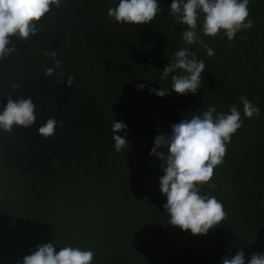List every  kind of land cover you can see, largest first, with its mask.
Here are the masks:
<instances>
[{
    "label": "trees",
    "instance_id": "16d2710c",
    "mask_svg": "<svg viewBox=\"0 0 264 264\" xmlns=\"http://www.w3.org/2000/svg\"><path fill=\"white\" fill-rule=\"evenodd\" d=\"M116 2L106 6L101 0H61V7L52 5L40 21H34L40 29L36 35L27 41L10 37V46L17 50L0 60V106H6L10 95L13 100L31 97L37 119L31 127L14 125L11 133L0 129V182L10 172L22 182V186L17 180L12 183V194L0 186V264H22L23 257L39 245L25 232L39 231L38 236L44 237L42 231L49 229L50 217L56 213L58 218L62 216L59 219L99 216L139 222V231L135 228L120 241L108 239L86 246L95 253L92 264H222L225 256L238 251L245 253L248 264L253 253H264V58L259 56L264 55V15L251 11V29L240 30L232 41L224 36L208 45L214 50L211 57L205 49L202 53L190 51L206 68L197 96L189 97L171 89L170 75L162 79L177 47L186 48L179 43L167 1L157 0L161 13L150 24L140 26L110 18L108 10L116 7ZM67 42H71L66 50L69 59L58 54L62 66L55 68L54 60L44 53L61 51ZM231 48L236 52L228 61V70L224 59L219 62L215 58L228 57ZM243 52L247 53L249 73L240 65ZM92 67L112 83L107 81V94L121 104L127 91L134 99L146 94L143 101L132 104L135 111L140 104L150 110L148 116L141 117L152 127L168 115V108L172 114L166 126L173 125L179 114L190 119L213 106L217 113H229L233 105L240 110L243 125L227 143L223 163L214 168L209 181L216 187H201V194L215 196L227 213L207 234L193 235L191 230L168 224L170 217L163 207L167 197L160 189L164 171L149 180L131 169L123 148L115 150L111 130L115 117L95 88L92 81L96 79H89L95 70ZM46 68H54L55 74L46 76ZM68 76L75 77L72 87L66 83ZM58 79L64 81L56 83ZM12 84L21 87L13 90ZM138 84H144V89H138ZM150 89L168 94L160 97ZM241 96L260 108L258 118L244 116ZM53 117L63 126L45 139L38 129ZM157 129L160 135L165 134L164 127ZM158 160L163 162L157 156ZM63 184L69 188L63 206H71L77 213L66 214L59 209L60 202L51 203L52 188ZM16 188L29 192L36 202L31 204L24 194L17 197ZM140 222L149 229L144 230ZM12 223H21L24 233L19 234ZM32 223L34 231L27 227Z\"/></svg>",
    "mask_w": 264,
    "mask_h": 264
},
{
    "label": "clouds",
    "instance_id": "9594fccd",
    "mask_svg": "<svg viewBox=\"0 0 264 264\" xmlns=\"http://www.w3.org/2000/svg\"><path fill=\"white\" fill-rule=\"evenodd\" d=\"M250 0H172L171 15L177 24L186 25L181 35L183 41L192 45L196 42L206 49L209 57L214 55L210 48L197 32L202 19V32L206 36L216 37L221 30L229 41L234 40L240 30H248L253 26L249 19ZM61 7V0H0V60L16 52L10 37L27 41L40 29L36 23L49 13L51 6ZM161 8L157 0H119L116 7L108 10V16L117 23L135 25L150 24ZM55 62V68H61L57 52H45ZM206 68L203 60H198L195 53L188 48H182L175 53L171 61L162 71V79L172 75L171 89L181 95L189 92L195 94L202 85V73ZM55 74L54 68H46L45 75ZM64 76L63 72L59 73ZM75 77L68 76L66 83L72 87ZM64 80H57L59 83ZM13 90L21 85L12 84ZM138 89H144V84H138ZM158 96L164 97L168 91L150 89ZM243 105V114L247 118L259 117L260 108L247 96L239 97ZM0 111V129L11 133L15 126L31 127L37 117L36 105L32 98L21 96L13 100L8 96L6 106ZM215 114V115H214ZM243 125L240 110L231 106L229 113H217L216 108L210 107L201 115L182 119L171 126V134L157 135L154 139L155 147L150 155L158 156L163 161L161 167L164 175L160 177L161 192L166 195L167 203L163 205L170 220L168 224L178 226L182 230H191L193 235H204L219 225L227 216L223 204L215 196L201 194V187L207 185L214 175V168L223 163L227 152V143ZM62 127V122L49 118L39 127L38 132L45 139L55 134L56 128ZM127 125L112 119V139L115 141V150L121 151L127 146L125 137L116 133L124 131ZM160 149H166L162 151ZM95 253L92 250H82L79 247L66 246L60 251L53 243H44L37 246L30 255L23 257L22 264H92ZM222 264H246L245 253L238 251L234 256H225ZM248 264H264V253H253Z\"/></svg>",
    "mask_w": 264,
    "mask_h": 264
},
{
    "label": "rangeland",
    "instance_id": "374dc122",
    "mask_svg": "<svg viewBox=\"0 0 264 264\" xmlns=\"http://www.w3.org/2000/svg\"><path fill=\"white\" fill-rule=\"evenodd\" d=\"M105 3L106 6L109 5L110 1H112V3H115L116 1L119 0H101V3ZM165 1V0H164ZM168 3V6H171L172 0H166ZM117 3V2H116ZM249 9L250 12L251 11H257L260 13V16L264 15V0H250V4H249ZM250 17V16H249ZM173 19V23L176 26V30L175 33L178 36V40L179 43L182 47H186L189 49L190 47V51H192V49L195 51H198V49L200 50L197 53H202L203 50L205 49L200 42H196L195 44L192 45H188L186 44L183 39H182V35L181 33L186 30L187 26L186 25H182V24H177L175 22V17L172 16ZM202 19L203 17L201 16V21H200V26H198L197 28V32L200 34L201 39L207 44L210 45L211 43L217 42L220 37H224L226 36L224 34V31L221 30L220 34H218L216 37H210V36H206L203 34L202 32ZM264 19V18H263ZM71 46V42H67L66 46H63V48L61 49V51H58V54H62L63 58H68L69 53L66 52V50ZM259 46V45H258ZM195 47V48H194ZM244 47L247 48V45H244ZM179 47H177V51ZM197 48V49H196ZM221 49V48H220ZM206 50V49H205ZM258 51H261V48L259 47L257 49ZM65 51V52H64ZM219 49H217V53H219ZM232 51V52H231ZM264 52V49L262 50ZM233 52L235 53L236 51H234V49L231 48V50H229V55H227L228 57H226L224 54L221 55V58L219 57V55L217 56V58H215L216 60L219 61V59H224V61L226 62V66H228V70H230L229 67H231V64L228 65V61L229 59L232 58V56H235L233 54ZM236 56H238V54H236ZM247 53L243 52L240 56H239V60H240V65L243 69H247L248 65L245 66V63L247 62L246 57ZM259 56L261 58H264V55L259 54ZM228 58V59H227ZM69 59V58H68ZM211 60L213 58H210ZM213 59V60H215ZM250 56H249V61H250ZM256 58H253L252 60L255 61ZM215 60V61H216ZM257 60V59H256ZM25 60H22L19 62V64L23 63ZM252 61V62H254ZM220 62V61H219ZM85 67H90L89 64L86 61H83ZM218 63V62H214V65ZM264 63V60L261 62V64ZM92 69H95L94 67H92ZM89 70V69H88ZM89 72L91 73V70H89ZM246 72H250L249 69H247ZM178 74L177 72L170 74V76L172 77V75H176ZM264 74V73H263ZM94 79H96L95 81H92ZM89 79L93 82L95 88L104 95V97L106 98V104L108 106V110L111 113V115L113 117H115L117 119V121L119 120V122H122L124 124L127 125V128L124 131L118 132V135L123 136L126 138L127 140V146L124 147L123 149L125 150L124 155H126V162L128 164L131 165V169L134 172L143 174L145 177H147L149 180L150 179H154L155 177L157 178V176L161 175L163 168L161 167V165L163 164V162H159V160L157 161V156L155 155H150V152L152 150L153 147H155L154 144V139L157 135H160V129L156 128H160V127H164L165 129V134H171V126L172 125H167L168 120L171 117L172 114V110H170L168 108V115L165 118H161L160 121L157 123V127H152V125L145 123L142 119V117L148 116L150 114V110H147L148 108H145L144 106H142L141 104L137 106V110H134V105L132 104L133 101H136L138 99H144V97L146 96V94H142V95H138L136 99L133 98V94L132 96H130V94L125 92L124 98L121 97L122 99V104L115 99V97L113 95H109L107 94V89L106 87L108 86V79H104L101 77V74L98 72L97 69L93 70V72L89 75ZM110 83V85L112 84L110 81H108ZM121 90H123L122 88H120ZM129 95V96H128ZM189 97H196V93L193 94L191 92H189L188 94H186ZM144 114V116L141 117V115ZM127 116V118L125 119L124 117ZM182 120L180 114H179V118H176V120H174V123H179ZM173 123V124H174ZM139 125H144L143 127H140ZM161 150V149H160ZM149 156V159H147V157ZM147 160H144V159ZM9 175L5 176L7 179L3 180L2 182H0V186L2 187L1 190H3L5 193L7 194H12V192L15 191V186H12V183H17L16 180L19 183V186H22V182L19 180L20 178L15 176L12 172L8 173ZM65 184L63 185H59L58 188H52V192H51V203H59L60 202V208L62 212L68 214V213H77L76 211L72 212V207H67V206H63V202L64 200L67 198V195L69 192H66V190H69V188L64 187ZM54 189V191H53ZM16 195L17 197L20 196V194H24L25 197H28V199H30V201H32L31 204H33V202H36V199L34 197H30L29 192L24 191V190H20L16 188ZM66 201V200H65ZM56 213V212H55ZM57 214V213H56ZM53 214L51 215V220L49 222L50 223V227L49 229H44L42 232H44V237L38 236V234L40 233L39 231L35 234V232H30V231H26L25 234L26 236H32V238L40 245V244H44V243H53L56 247L57 251H60L62 248L66 247V246H72V247H79L82 250H89L88 246L90 243H93L94 245H99L101 244L100 241H105L108 239H118L120 241V239H122L124 236L128 235L130 232L134 231L135 228H137L139 222H137V220L134 219H130V220H123V219H109V218H102V217H73V218H64V219H59L58 215ZM65 214V215H66ZM64 217V215H63ZM66 217H69L66 216ZM58 220V221H57ZM12 224H16V223H12ZM140 224L143 226V229L147 230L149 229V227L144 226L142 222H140ZM33 223L32 224H27V227H30L33 229ZM137 225V226H136ZM21 223H17L16 224V228L18 230L19 234H23L24 231L22 229H24ZM36 227V226H35ZM22 228V229H21ZM51 228V229H50ZM37 230V229H36ZM34 231V229L32 230ZM124 232H126V234H122ZM135 231H139L138 228L135 229ZM140 238V237H138ZM142 240V239H141ZM117 241V240H115ZM91 248V247H90Z\"/></svg>",
    "mask_w": 264,
    "mask_h": 264
}]
</instances>
